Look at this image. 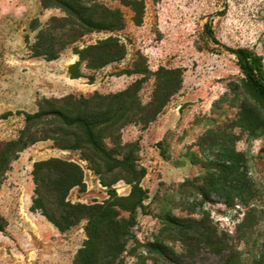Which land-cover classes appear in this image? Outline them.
<instances>
[{
  "label": "rangeland",
  "instance_id": "rangeland-1",
  "mask_svg": "<svg viewBox=\"0 0 264 264\" xmlns=\"http://www.w3.org/2000/svg\"><path fill=\"white\" fill-rule=\"evenodd\" d=\"M140 1L144 13L136 24L130 5L100 0L120 10L124 27L86 34L56 59L46 60L31 55L29 46L37 30L30 23L36 19L43 26L50 16L63 12L42 9L39 0H0V140L17 136L24 125L23 112H34L42 97L117 92L142 79L139 97L146 103L155 72L160 67L179 68L180 88L156 118L146 127L128 124L121 130L122 143H137L138 163L146 169L140 180L144 197L132 213L123 264L140 260L145 264H264V103L245 85L236 57L223 47L256 52L264 69V0ZM206 26L218 43L207 35ZM109 35L125 44V57L95 71L82 64L83 76L71 78L69 67L78 60L74 50ZM135 67L145 73H132ZM245 106L255 110L258 122L248 123ZM209 128L236 134L235 148L244 153L256 189L246 207H227L198 193L204 169L191 158H202L198 141ZM52 156L72 159L83 168L85 189L73 187L67 196L70 202L93 204L108 198V188L78 151L55 148L51 140L28 146L11 162L0 184V215L6 221L0 231V264H73L86 239L85 219L59 232L31 209L33 163ZM111 188L118 196H127L131 185L119 179ZM119 213L129 217L123 209ZM166 216L201 219L203 234L187 243L167 239L170 233L160 235ZM157 236L168 246L171 262L147 249Z\"/></svg>",
  "mask_w": 264,
  "mask_h": 264
},
{
  "label": "trees",
  "instance_id": "trees-1",
  "mask_svg": "<svg viewBox=\"0 0 264 264\" xmlns=\"http://www.w3.org/2000/svg\"><path fill=\"white\" fill-rule=\"evenodd\" d=\"M39 1L42 9L59 8L63 15L50 16L43 26L36 19L31 21L30 28L37 32L29 50L35 57L56 59L66 47L86 34L113 32L124 27L120 10L112 9L100 0ZM121 1L132 7L133 21L140 23L143 2ZM206 33L217 42L209 26H206ZM223 47L236 57L245 85L264 103L261 56L246 47ZM74 53L78 60L69 67V75L78 78L83 76L82 64L86 70H98L123 59L126 46L118 37L109 35L83 44ZM144 71L135 67L132 73L144 74ZM181 74L179 68L160 67L155 72L154 87L146 103H142L139 97L142 79H136L117 92L42 97L38 99L34 112H23L24 125L17 136L0 140V184L21 151L38 141L51 140L55 148L78 151L80 159L86 161L88 168L98 175L100 183L108 188V198L102 202L72 203L67 199L69 191L73 187H78L81 192L85 189L82 166L72 159L56 156L33 163L31 209L39 211L59 232L69 230L83 219L87 221L84 228L86 239L77 250L73 264H123L121 255L134 223L132 213L144 197L140 180L146 169L138 163L137 143H122L121 130L128 124L146 127L152 122L179 90ZM88 79L92 81L93 76ZM244 111L248 123L258 122L253 108L245 106ZM236 140L234 132L216 128H209L199 138L202 158L193 157L191 161L200 163L204 169L197 187L202 199H217L227 207H246L255 197V184L249 176L244 153L235 148ZM119 179L131 185L127 196H118L111 188ZM119 209L127 211L129 217H122ZM5 227L6 221L0 215V231ZM203 227L201 219L166 216L160 235L166 231L172 235L167 239L187 243L191 237L202 235ZM147 249L154 251L163 261L171 262L170 250L159 236L147 244ZM135 264L145 263L140 260Z\"/></svg>",
  "mask_w": 264,
  "mask_h": 264
}]
</instances>
